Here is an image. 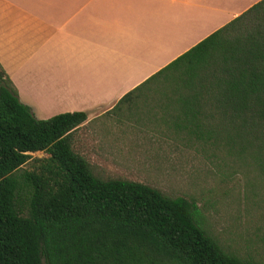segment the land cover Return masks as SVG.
<instances>
[{"label": "trees", "instance_id": "obj_1", "mask_svg": "<svg viewBox=\"0 0 264 264\" xmlns=\"http://www.w3.org/2000/svg\"><path fill=\"white\" fill-rule=\"evenodd\" d=\"M150 79V110L136 119L146 151L193 150L239 169L264 218V0ZM86 120L36 118L0 66V264H264V225L242 252L206 227L193 199L96 175L71 145ZM36 151L49 156L18 174Z\"/></svg>", "mask_w": 264, "mask_h": 264}, {"label": "crops", "instance_id": "obj_2", "mask_svg": "<svg viewBox=\"0 0 264 264\" xmlns=\"http://www.w3.org/2000/svg\"><path fill=\"white\" fill-rule=\"evenodd\" d=\"M258 1L0 0V66L36 118L113 114L139 133L148 79Z\"/></svg>", "mask_w": 264, "mask_h": 264}, {"label": "rangeland", "instance_id": "obj_3", "mask_svg": "<svg viewBox=\"0 0 264 264\" xmlns=\"http://www.w3.org/2000/svg\"><path fill=\"white\" fill-rule=\"evenodd\" d=\"M122 120L113 114L87 118L72 134L73 150L89 161L96 175L138 181L171 197L193 199L206 227L242 252L261 235L263 212L249 187V178L239 169L227 168L193 150L146 151L149 143L142 135L121 131ZM29 155L18 174L39 165L36 159L47 158L49 153ZM27 191L24 185L19 189L21 201Z\"/></svg>", "mask_w": 264, "mask_h": 264}]
</instances>
